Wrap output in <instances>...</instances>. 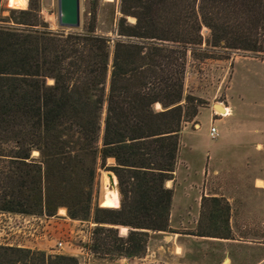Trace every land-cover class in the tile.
I'll list each match as a JSON object with an SVG mask.
<instances>
[{
  "label": "trees",
  "instance_id": "1",
  "mask_svg": "<svg viewBox=\"0 0 264 264\" xmlns=\"http://www.w3.org/2000/svg\"><path fill=\"white\" fill-rule=\"evenodd\" d=\"M9 2L22 9L8 10L15 27L0 24V212L50 217L64 207L72 219L92 216L94 255L140 257L149 231L169 229L165 183L184 125L197 123L206 103L184 93L187 52L264 55V0H120L113 38L96 32L95 14L65 32L43 20L40 0ZM109 157L115 163L105 167ZM98 167L117 178V208L92 205ZM210 201L228 227V204ZM27 262L77 258L0 245V264Z\"/></svg>",
  "mask_w": 264,
  "mask_h": 264
},
{
  "label": "rangeland",
  "instance_id": "2",
  "mask_svg": "<svg viewBox=\"0 0 264 264\" xmlns=\"http://www.w3.org/2000/svg\"><path fill=\"white\" fill-rule=\"evenodd\" d=\"M119 2L120 0H80V26L78 28L86 27L95 14L96 32L113 38L116 21L121 15ZM40 5L41 17L48 22L52 29L64 30L65 32L78 29L66 28L58 24L57 0H40ZM12 8L22 9V7L10 3L9 0H0L1 25L15 27V24L6 21L9 14L8 10ZM128 19L134 21L131 17ZM202 35L203 44L200 49L196 50L199 55L204 53L206 48L204 44V40L208 37L206 28H203ZM207 54L209 57L204 58L202 55L194 57L190 50L187 52L184 93L200 97L206 103L199 109L195 119L197 123L188 122L183 127L176 168L172 179L169 180L172 184V190L187 185L197 188L205 184L210 185L215 181L220 187L226 185L236 189L237 192L233 196L236 207L234 211V233H232L230 226H228L229 231L228 227L224 226L222 205H215L213 202L205 203L203 216L197 227L199 232L203 231L220 236L228 231L231 239H236V241H231L227 247L221 245L220 248L217 245L213 247L209 245L199 246V250L207 252V254L210 252L209 255L212 257H217L220 250L222 252L220 255L226 259L223 264H264V191L256 189L257 185L254 180L255 176L264 179V147L261 149L255 147L256 143L264 145V55L243 50L226 52L213 50ZM219 103L225 107H231L233 110L234 114L232 117H228L226 121H217L221 117L214 114V111H218L220 107ZM156 108L159 109L160 105L156 104ZM211 126H215L218 131V136L215 138L209 135ZM236 142H244L245 144L241 146ZM235 143L236 145H234ZM99 145H101V139ZM32 155L38 156V152L34 151ZM208 155L213 159L212 162L225 169L224 179L213 180L200 175L198 169ZM247 157L248 159H246ZM114 163L115 161H109L107 158L105 167L114 165ZM187 165L190 166V171L187 170ZM105 167L97 168L93 186V207L95 205L109 207L100 203L101 199H107L103 198L108 186L104 173L107 175V172H112ZM258 185H261V182H258ZM116 188L120 206L118 182ZM221 203L224 204L223 201ZM59 209L57 214L50 216V218L59 217ZM213 212L214 215H212ZM64 218V222H58L64 227L63 225H60L62 226L60 228L57 225L54 226L55 238L62 236L63 230H85L86 228L81 227L78 221L91 222L92 228L96 225L92 216L80 220L72 219L66 213ZM65 224L74 226L69 228ZM65 227L68 228L65 229ZM81 236H83V232L78 231L73 237V244H84ZM37 247L36 245L31 249L43 251L46 254H57L54 246L52 252ZM120 258L125 259V257ZM120 258H101L92 253L87 264H111L110 262ZM112 264L117 263L113 262Z\"/></svg>",
  "mask_w": 264,
  "mask_h": 264
},
{
  "label": "crops",
  "instance_id": "3",
  "mask_svg": "<svg viewBox=\"0 0 264 264\" xmlns=\"http://www.w3.org/2000/svg\"><path fill=\"white\" fill-rule=\"evenodd\" d=\"M223 106L225 107V105ZM228 109L230 113L218 118L217 121H226L228 117H232L234 114L233 110L231 107ZM197 125L199 126V123ZM236 143L234 145H236ZM237 144L243 146L245 143L239 142ZM255 147L261 149L264 145L262 143H256ZM246 159H248V157ZM108 160L114 161L111 157L108 158ZM212 160L213 159L208 155L205 162L199 167L198 172L200 175L207 176L213 180L224 179L225 169L212 162ZM186 168L188 171L191 170L189 165H187ZM254 180L257 185L256 189L264 191V179L260 176H255ZM258 182H261V185H258ZM214 183L212 182L210 185H201L197 188L191 185L178 189L174 188L169 213L168 231L150 232L145 253L140 257L120 258L113 262L117 264H223L226 259L222 258L220 255L222 252H220V250L218 251L217 257L209 255L210 252L207 254V252L199 250V246L209 245L213 247L217 245L220 248L221 245L227 247L231 241H236V239H231V237L224 238L220 235L198 231L197 227L203 216L202 212L205 203H211V198H222L229 206L228 224L231 231H233L232 233H234V211L236 207L234 206L233 196L237 190L226 185L220 187L216 181ZM165 185L166 187L172 188L170 180H167ZM117 201L116 206L109 207L119 206V195ZM65 214V208H61L59 209V217L57 218L39 217L37 220H33L28 228L31 232H40L42 237L25 238V242L29 243V245L34 242L39 247H37L38 249L47 252L54 251V244H52L53 237L56 235L54 226L60 224L58 222L65 221ZM65 225L69 226V228L74 226L70 224ZM117 228L119 229L120 236H127L129 231L128 227L117 226ZM64 253L77 254L78 251H69L67 249ZM113 262L110 263L112 264Z\"/></svg>",
  "mask_w": 264,
  "mask_h": 264
},
{
  "label": "built area",
  "instance_id": "4",
  "mask_svg": "<svg viewBox=\"0 0 264 264\" xmlns=\"http://www.w3.org/2000/svg\"><path fill=\"white\" fill-rule=\"evenodd\" d=\"M229 113H230L229 109L225 114H222L220 111H214V114L220 117L226 116ZM209 135L212 138H215L218 136V131L215 126L210 127ZM39 217L41 216L25 215V214H20V213L0 212V245L17 247V248H25V249H31V248L33 249L34 247H36L37 244L34 242L30 245L29 243H26L25 238H32V237L36 238L37 236L42 237L40 232H37V231L31 232L30 229L28 228L29 224L33 220H37ZM78 222L80 223L81 227L86 228L85 230H78V231L83 232V236H81V239L84 244H81V245L73 244L72 242L73 237L76 235L78 231L74 229L73 230L69 229V230H63V233H61L62 236H60L59 238L53 237L54 249L57 254L61 253L64 255L78 258V264H87L88 259L90 255L92 254L88 247L89 244L91 243L92 235H93L92 223L83 222V221H78ZM60 225H63V224H57L58 228L62 227ZM66 228L68 227H65V229ZM67 249L69 251L76 250L78 251V253L77 254H65L64 251H66Z\"/></svg>",
  "mask_w": 264,
  "mask_h": 264
},
{
  "label": "water",
  "instance_id": "5",
  "mask_svg": "<svg viewBox=\"0 0 264 264\" xmlns=\"http://www.w3.org/2000/svg\"><path fill=\"white\" fill-rule=\"evenodd\" d=\"M58 24L66 28H78L80 26V0H57ZM105 109L103 113V120ZM104 122L102 121V127ZM110 187L117 190V178L112 172H107Z\"/></svg>",
  "mask_w": 264,
  "mask_h": 264
},
{
  "label": "bare ground",
  "instance_id": "6",
  "mask_svg": "<svg viewBox=\"0 0 264 264\" xmlns=\"http://www.w3.org/2000/svg\"><path fill=\"white\" fill-rule=\"evenodd\" d=\"M219 106H218L219 107L218 111H220L222 114H225L228 111L227 107H224L223 105H219ZM104 177L107 178L108 186L106 187V192L104 193L103 198H107V199H115V198H117L118 197L117 190L110 187L109 178L107 177V175L105 173H104Z\"/></svg>",
  "mask_w": 264,
  "mask_h": 264
}]
</instances>
